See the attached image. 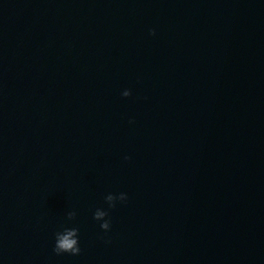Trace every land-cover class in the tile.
Listing matches in <instances>:
<instances>
[{"label":"water","instance_id":"obj_1","mask_svg":"<svg viewBox=\"0 0 264 264\" xmlns=\"http://www.w3.org/2000/svg\"><path fill=\"white\" fill-rule=\"evenodd\" d=\"M0 128L264 264V0H0Z\"/></svg>","mask_w":264,"mask_h":264},{"label":"clouds","instance_id":"obj_2","mask_svg":"<svg viewBox=\"0 0 264 264\" xmlns=\"http://www.w3.org/2000/svg\"><path fill=\"white\" fill-rule=\"evenodd\" d=\"M150 35H155V30H150ZM131 95L130 90H124L122 92L123 97H129ZM131 122V121H130ZM125 160H129L130 157L125 156ZM106 203L108 204L109 208L115 207V202L117 200L124 202L127 200V195L125 193H120L119 196H115L113 194H108L105 197ZM109 213L107 211L97 209L94 213L93 218L97 221H103L100 224V228L107 232L110 230V220L105 219ZM76 216L75 212H69L67 217L69 220H73ZM79 230L78 228H64L63 231L57 232L55 234V244L53 248V252L56 255H61L64 253L71 254L73 256L79 255L81 253V248L79 246V238H78Z\"/></svg>","mask_w":264,"mask_h":264}]
</instances>
